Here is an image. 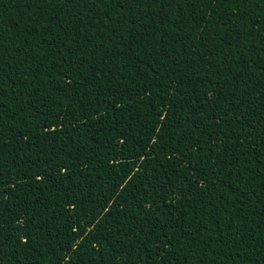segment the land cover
I'll return each mask as SVG.
<instances>
[{
    "label": "trees",
    "instance_id": "1",
    "mask_svg": "<svg viewBox=\"0 0 264 264\" xmlns=\"http://www.w3.org/2000/svg\"><path fill=\"white\" fill-rule=\"evenodd\" d=\"M0 264H264V0H0Z\"/></svg>",
    "mask_w": 264,
    "mask_h": 264
},
{
    "label": "snow or ice",
    "instance_id": "2",
    "mask_svg": "<svg viewBox=\"0 0 264 264\" xmlns=\"http://www.w3.org/2000/svg\"><path fill=\"white\" fill-rule=\"evenodd\" d=\"M123 3H127V0H123ZM122 6H123V4H122Z\"/></svg>",
    "mask_w": 264,
    "mask_h": 264
}]
</instances>
